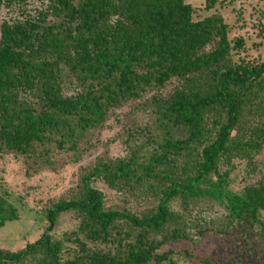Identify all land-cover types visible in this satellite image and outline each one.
<instances>
[{"label": "trees", "instance_id": "16d2710c", "mask_svg": "<svg viewBox=\"0 0 264 264\" xmlns=\"http://www.w3.org/2000/svg\"><path fill=\"white\" fill-rule=\"evenodd\" d=\"M227 1L203 0L206 10ZM193 13L186 0H47L38 18L0 25V154L49 165L51 152L75 150L111 110L177 82L151 99L155 129L142 143L97 164L77 195L47 209L51 224L75 214V228L0 249V264H175L160 247L189 239L188 224L211 205L223 211L220 234L257 226L264 237V61H233L243 41L231 45L220 16ZM236 161L260 178L234 193ZM90 181L149 209L106 207Z\"/></svg>", "mask_w": 264, "mask_h": 264}, {"label": "rangeland", "instance_id": "374dc122", "mask_svg": "<svg viewBox=\"0 0 264 264\" xmlns=\"http://www.w3.org/2000/svg\"><path fill=\"white\" fill-rule=\"evenodd\" d=\"M186 3L194 9V21L218 15L229 28L231 45L237 39L243 41L240 50L232 51L233 61H264V0H228L212 10L205 9L203 0H186ZM46 5L47 0H15L10 6L2 5L0 25L38 18ZM52 20L48 17L46 23ZM176 86L177 82L172 80L159 91H149L139 99L111 110L101 126L88 130L78 139L75 150L51 152L49 165H41L23 156L0 154V249L15 252L35 242L44 233L58 237L72 231L78 223L75 214L62 213L55 224H51L46 218L47 209L57 201L77 195L83 177L97 164L124 158L130 148L142 143L147 135L144 131L155 129V116L149 106L151 99L154 96L167 98ZM74 91L75 82L68 81L64 93L71 95ZM256 161L264 162V146ZM228 177L227 189L234 193L260 178L257 171H249L240 161L234 163ZM89 185L104 194L106 207L128 208L137 214L149 209L144 200L124 199L99 181H90ZM212 206L201 215L195 214L188 224L189 239L169 242L160 247L159 252L172 251L175 264H204L205 261L212 264H264V237L259 228H236L220 234L219 219L223 211ZM260 219L264 225V212Z\"/></svg>", "mask_w": 264, "mask_h": 264}]
</instances>
